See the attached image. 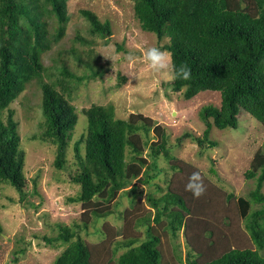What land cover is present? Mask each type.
Masks as SVG:
<instances>
[{
	"label": "trees",
	"instance_id": "trees-1",
	"mask_svg": "<svg viewBox=\"0 0 264 264\" xmlns=\"http://www.w3.org/2000/svg\"><path fill=\"white\" fill-rule=\"evenodd\" d=\"M66 10V0H0V183L12 187L19 200L25 197L24 153L19 149L18 124L10 105L28 84L34 82L39 87L44 120V131L40 137L55 146L53 165L59 170L64 166L66 147L77 122L75 108L64 94L69 90L65 88V82L43 81V76H48L42 56L63 37L68 21ZM45 15L53 18L56 24L52 33L43 18ZM80 15L88 21L91 34L104 38L111 35L109 22H100L88 10H81ZM133 15L142 31L154 34L159 41L167 39L161 48L172 54L177 66L186 63L191 68L190 80H176L169 84L173 92L181 93L186 101L201 92L219 93L220 106L209 105L199 113L205 125L202 136L185 135L201 152L216 147V143L209 140L213 127L220 130L237 128L241 111L248 113L264 128V0H133ZM76 40L85 42L79 37ZM72 53L81 62V57L74 51ZM53 62L59 63L57 59ZM83 63L95 74L93 63ZM54 69L62 76L74 77L63 64ZM82 114L87 120L86 133L73 146L81 171L72 179L80 190L75 198L69 199L72 203L81 204L80 225H75V231L58 225L57 236L45 239L47 243L59 241L67 244L52 264H99L95 249L83 242L79 232H87L91 223L93 226L115 214L110 202L130 186L123 194L131 196L129 203L133 208L137 196L133 182L140 177L139 182L149 186L160 172L157 168L159 156L170 159L164 134L159 135L157 143L149 140V133H155L159 128L151 119L138 114L129 115L127 120L117 119L112 105H91ZM82 140L84 158L79 154ZM145 148L150 161L143 157ZM171 168L181 171L177 166ZM210 173L216 174L212 168ZM245 178L255 179V189L249 193L248 200L239 197L236 203L249 244L244 245L242 241L228 246V250L217 257L203 259L202 250L185 236L186 264H264L262 151L253 156ZM185 184L183 182L181 189ZM181 192L183 196L171 190L158 197L147 193L145 201L152 209V217H135L128 213L130 220L144 227V239L131 236L112 241L111 256L106 257V263L161 264L157 248L159 236L149 225L150 218L157 225H161L165 218L166 230L176 239L177 233L184 231V226H189L185 216L191 217L192 210L196 225L201 222L198 220H202V212L206 213L207 219L215 214L213 204H207L210 199L203 196L197 199L190 192ZM230 199L231 195L227 202ZM251 204L256 208L251 210ZM226 211L219 207L218 214L223 215L222 225L228 227L230 217ZM124 229L116 231V237L123 236ZM200 230L210 239L211 230ZM208 242L213 251L217 246L216 240ZM118 250L123 252L116 256ZM22 252L16 251L17 254Z\"/></svg>",
	"mask_w": 264,
	"mask_h": 264
},
{
	"label": "rangeland",
	"instance_id": "rangeland-1",
	"mask_svg": "<svg viewBox=\"0 0 264 264\" xmlns=\"http://www.w3.org/2000/svg\"><path fill=\"white\" fill-rule=\"evenodd\" d=\"M66 9L68 21L63 37L42 56L48 76H43V81L65 82V88L69 90L64 94L75 108L77 122L66 147L64 166L59 170L53 165L55 146L40 137L44 131V120L39 87L34 82L28 84L10 105L18 124L19 149L24 153L26 185L25 197L19 200L18 193L12 187L0 183V264H52L67 244L59 241L47 243L45 239L57 236L58 225L73 231L75 225H80L81 204L69 201L80 190V186L72 180L81 171L73 146L85 136L87 120L82 113L91 105H112L117 119L127 120L131 114L151 119L153 125L159 128L157 132L149 133L150 142L157 143L159 135L164 134L170 156V159L159 156L157 168L160 172L149 186L142 185L138 180L140 177L133 182L137 195L133 208L129 203L131 196L123 194L130 186L110 202L115 214L99 220L93 226L91 223L87 232H79L83 242L95 249L96 262L107 264L106 257L111 256L112 241L131 236L144 239V227L130 220L128 213L135 217H152V209L145 201L147 193L158 197L171 190L183 196L181 191L185 190L189 176L197 171L206 187L202 196L210 199L207 204H213L215 214L207 219L206 213L202 212V220H198L201 222L196 225L192 210L191 217L185 216L189 226H184V231H179L176 239L166 230L165 218L161 220V225L154 224L150 218L149 225L159 236L157 248L161 254V264H186L185 236L202 250L203 259L217 257L228 250V246L242 241L246 245L249 239L244 234V221L239 219L236 200L239 197L248 200L249 193L255 189V179L247 180L245 172L249 170L255 153H264V128L261 124L241 111L237 128L220 130L213 127L209 140L215 142L216 147L201 152L185 135L202 136L205 125L199 113L209 105L219 107V93L201 92L186 101L181 93L167 91L170 82L151 72L143 59L145 49L158 47L162 50L167 39L159 41L154 34L140 29L133 15V0H66ZM81 10L91 11L102 23L109 22L111 35L104 38L91 34L88 21L80 15ZM43 18L52 33L56 26L54 19L46 15ZM77 37L85 42L76 40ZM72 51L81 57V62L73 56ZM129 54L137 58L135 63L128 62ZM53 59L59 63H54ZM86 61L93 63L95 74L84 65ZM60 64L74 77L60 75L54 69ZM56 88L59 89V86ZM140 138L143 140L144 136ZM79 149L80 157L84 158L83 140ZM143 157L150 161L146 148ZM171 166H177L181 171L172 170ZM211 168L215 170V175L210 173ZM183 182L186 184L181 189ZM261 192L264 194V184ZM229 195L231 199L227 202ZM187 206L192 207L190 204ZM219 207L227 210L225 214L230 217L228 227L222 225L223 215L218 214ZM254 208L256 206L251 204L250 209ZM119 213L121 216L117 217ZM201 228L212 231L210 239ZM123 229V236L116 237L114 233ZM97 231L102 234H97ZM211 239L217 243L213 251L208 242ZM19 250L23 252L17 254ZM122 252L118 250L116 256Z\"/></svg>",
	"mask_w": 264,
	"mask_h": 264
},
{
	"label": "clouds",
	"instance_id": "clouds-1",
	"mask_svg": "<svg viewBox=\"0 0 264 264\" xmlns=\"http://www.w3.org/2000/svg\"><path fill=\"white\" fill-rule=\"evenodd\" d=\"M136 59L131 54L127 56L130 64L135 63ZM143 59L151 72L164 77L170 83H174L176 80L188 81L191 79V68L186 63L177 66L172 60V54L168 51H163L158 47H149L144 50ZM167 91L172 92V88L169 87ZM185 191L190 192L197 199L204 194L206 187L200 172H193L189 176Z\"/></svg>",
	"mask_w": 264,
	"mask_h": 264
}]
</instances>
